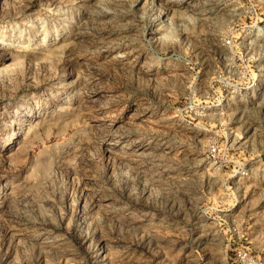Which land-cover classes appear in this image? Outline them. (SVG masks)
<instances>
[{
  "label": "rangeland",
  "instance_id": "374dc122",
  "mask_svg": "<svg viewBox=\"0 0 264 264\" xmlns=\"http://www.w3.org/2000/svg\"><path fill=\"white\" fill-rule=\"evenodd\" d=\"M0 264H264V0H0Z\"/></svg>",
  "mask_w": 264,
  "mask_h": 264
},
{
  "label": "bare ground",
  "instance_id": "6f19581e",
  "mask_svg": "<svg viewBox=\"0 0 264 264\" xmlns=\"http://www.w3.org/2000/svg\"><path fill=\"white\" fill-rule=\"evenodd\" d=\"M194 5V4H193ZM197 10V9H196ZM108 144H110L111 146L110 147H113L116 143L114 141H109ZM152 144V143H150Z\"/></svg>",
  "mask_w": 264,
  "mask_h": 264
}]
</instances>
